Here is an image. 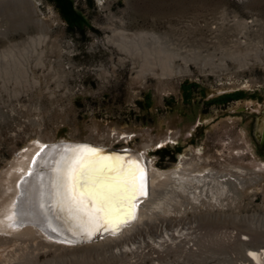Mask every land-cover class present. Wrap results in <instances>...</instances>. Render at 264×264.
Here are the masks:
<instances>
[{
  "label": "rangeland",
  "instance_id": "374dc122",
  "mask_svg": "<svg viewBox=\"0 0 264 264\" xmlns=\"http://www.w3.org/2000/svg\"><path fill=\"white\" fill-rule=\"evenodd\" d=\"M16 1L0 0V31L8 38L0 37V50L41 32L48 40L38 48L42 64L30 56L33 74L22 59L16 67L0 64V174L39 140L132 148L160 170L201 158L202 172L241 176L243 187L231 186L223 209L206 203L172 217L194 224L195 258L178 246L162 259L147 248L143 253L151 257L140 264H253L245 260L246 246L264 248V63L243 70L233 62L229 70L210 65L245 52L236 46L239 39L252 53L264 48V0H72L77 26L54 0ZM22 2L34 6L26 8L29 17ZM26 19L42 25L21 28ZM121 30L156 34L177 56L175 66L189 61V72L164 79L141 73V59L109 41ZM94 245H43L26 255L25 264L135 263L132 253L118 258Z\"/></svg>",
  "mask_w": 264,
  "mask_h": 264
},
{
  "label": "bare ground",
  "instance_id": "6f19581e",
  "mask_svg": "<svg viewBox=\"0 0 264 264\" xmlns=\"http://www.w3.org/2000/svg\"><path fill=\"white\" fill-rule=\"evenodd\" d=\"M18 1L21 0L16 2ZM24 4V2L20 3V10L25 17H29L30 12L26 8L34 11V6ZM28 24L40 27L42 21L26 19L20 25L24 28ZM0 37L8 39L7 33L3 31H0ZM47 40L48 36L41 32L29 36L24 42L9 43L0 50V64H6L10 68L16 67L22 59L27 73L33 74L30 56L38 57V61L42 64L43 52L39 54L38 48H41ZM109 41L122 52L141 59V73L146 69L150 75L164 79L189 72V61H185V68L175 66L177 56L164 49L160 45V37L154 33L131 34L124 30L115 31V35ZM149 42H152L153 47L148 45ZM237 43L236 46L245 48L246 51L233 52L222 59L221 63L212 60L210 66L213 70H229V62L239 65L240 70L249 68L253 64L264 63V48L252 53L246 41L239 39ZM17 55L21 57L18 59ZM4 71L11 72V70ZM84 143L99 149L107 147L102 143L93 142L35 141L20 151L8 168L0 174V264H25L26 255L38 254L35 250H41L43 247L40 246L43 245L50 249L72 250L97 243L80 244L74 241L80 236H85L87 232L79 228L77 221L73 220L66 211H61L55 206L53 198L57 162L61 161L62 156L70 154L62 150L57 151L55 147L64 145L71 148ZM160 144L163 145L164 141ZM49 158H52V161H49ZM123 159L128 161L127 158ZM130 161L136 162L143 169L142 173H138V179L142 180L139 184L142 194L138 193L133 201L134 218L121 224L120 232L112 230L115 225L108 226L109 229L112 228L110 232L105 233L101 242L94 246L107 247L113 250L109 252L116 254L118 258H124L132 253L136 258L134 264H140L146 258L150 259L151 256L146 257L143 253L147 248L153 250L152 254L159 253L158 257L162 259L165 251L178 246L181 252L186 251L189 257L195 258L199 247L194 224L177 222L172 217H178L180 209L184 210L180 214L186 215L206 203L213 209H223L225 201L231 198L234 191L231 186L233 185L235 190L243 187L244 181L241 176L229 178L228 174L218 171L202 172L201 158L196 161H185L181 167L169 170L157 169L145 153L143 155L139 153L138 159ZM240 173L245 175L243 170ZM212 217L216 220L221 218L217 215ZM184 239L186 242L183 241ZM191 246L194 248L191 249ZM245 260L253 264H264V248L249 244L246 246Z\"/></svg>",
  "mask_w": 264,
  "mask_h": 264
},
{
  "label": "snow or ice",
  "instance_id": "6c2138e0",
  "mask_svg": "<svg viewBox=\"0 0 264 264\" xmlns=\"http://www.w3.org/2000/svg\"><path fill=\"white\" fill-rule=\"evenodd\" d=\"M62 151L70 154L57 162L55 206L77 221L89 237L110 225H115V232L134 218L133 201L142 183L138 173L143 172L136 162L102 155L101 149L89 145L65 146Z\"/></svg>",
  "mask_w": 264,
  "mask_h": 264
},
{
  "label": "water",
  "instance_id": "95a60500",
  "mask_svg": "<svg viewBox=\"0 0 264 264\" xmlns=\"http://www.w3.org/2000/svg\"><path fill=\"white\" fill-rule=\"evenodd\" d=\"M83 145L92 146L89 143H84ZM64 147H65L64 145L57 146V147H55V150L61 151ZM92 147H94V146H92ZM95 148L99 149V147H95ZM101 150H102V153H101L102 155H105V156L120 155L123 158H127L128 161L138 159V157H139L138 151H136L132 148H125V149H121V150H116V149H113L110 147H105V148H102ZM49 159H50L49 161H52V158H49ZM42 168H44V166H42ZM41 172H43V171H41ZM111 229L112 228L109 229L108 227L107 228L101 227L99 231L93 232L91 237H89V235L87 233L85 236H80V237L76 238L74 241L77 243H80V244L94 242L96 240H100L102 238V236L105 233H109ZM121 229L122 228L119 227V229L117 231L120 232Z\"/></svg>",
  "mask_w": 264,
  "mask_h": 264
},
{
  "label": "trees",
  "instance_id": "16d2710c",
  "mask_svg": "<svg viewBox=\"0 0 264 264\" xmlns=\"http://www.w3.org/2000/svg\"><path fill=\"white\" fill-rule=\"evenodd\" d=\"M54 1L56 3L57 7L62 11V15L65 18H67L70 22H72L73 19L74 20L78 19L77 11L74 8V2L72 0H61V1L54 0ZM72 25L77 26V23L75 22V24L73 23Z\"/></svg>",
  "mask_w": 264,
  "mask_h": 264
},
{
  "label": "flooded vegetation",
  "instance_id": "af4514ba",
  "mask_svg": "<svg viewBox=\"0 0 264 264\" xmlns=\"http://www.w3.org/2000/svg\"><path fill=\"white\" fill-rule=\"evenodd\" d=\"M260 145H261V146H264V140H263V142H262V143H260ZM161 146H162V145H161Z\"/></svg>",
  "mask_w": 264,
  "mask_h": 264
}]
</instances>
